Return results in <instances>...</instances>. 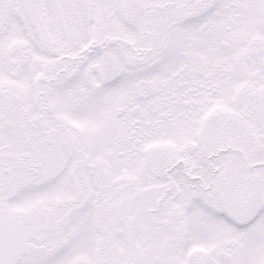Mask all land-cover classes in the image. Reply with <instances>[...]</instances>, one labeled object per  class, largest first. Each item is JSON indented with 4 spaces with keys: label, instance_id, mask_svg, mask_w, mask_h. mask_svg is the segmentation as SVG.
I'll use <instances>...</instances> for the list:
<instances>
[{
    "label": "snow or ice",
    "instance_id": "snow-or-ice-1",
    "mask_svg": "<svg viewBox=\"0 0 264 264\" xmlns=\"http://www.w3.org/2000/svg\"><path fill=\"white\" fill-rule=\"evenodd\" d=\"M0 264H264V0H0Z\"/></svg>",
    "mask_w": 264,
    "mask_h": 264
}]
</instances>
